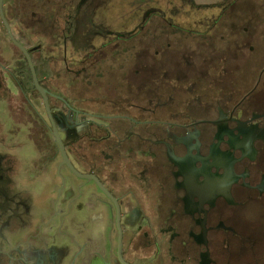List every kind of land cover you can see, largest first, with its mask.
<instances>
[{
  "label": "rangeland",
  "instance_id": "374dc122",
  "mask_svg": "<svg viewBox=\"0 0 264 264\" xmlns=\"http://www.w3.org/2000/svg\"><path fill=\"white\" fill-rule=\"evenodd\" d=\"M82 1L81 4L80 0H9L7 2L4 0L6 16L12 25V31L15 35L26 37L25 40L31 48L35 47L33 52L36 61L47 60V54L51 57V67L55 65L53 68L57 66L60 68L58 75L60 79L54 74L50 77L53 78L52 81L47 82V75L44 76L46 86L48 84L53 89H61L64 94L70 92L71 96L75 97L77 106L83 109L87 105L91 110L95 108L108 114L124 116L128 114L139 120L146 119L145 125L138 126L127 120L114 121L108 116H105L106 119L94 116L93 119L86 121V129H79L81 132L89 130L95 138L110 135L107 130L98 127L107 124L120 127V132L116 129L119 138L124 135L128 127L132 131L139 129L144 135L156 136L157 133L166 132V128L169 127L165 125L167 122H159L160 118L167 114L166 107L165 111L158 108L164 104L174 108L184 103L186 104L184 108H191L190 113L193 116L198 119L203 118L207 90L204 86L208 67L200 70L197 66L194 67L193 63L199 61L200 65L203 64V61H200L203 50L198 55L193 47L189 46L188 37L182 34H177L175 40V37L172 39L173 36L170 35H158L154 27L139 31L137 25L139 22H135L134 19L140 20L155 15L161 10L164 14L171 11L183 16L186 13L197 12L203 13V16L215 14L219 6L195 8L185 0ZM198 1L207 3L213 0ZM249 5L253 6L251 1ZM197 9L200 11L198 12ZM69 20L77 21L78 33L75 42L71 44L78 48L77 51L81 48L78 52L73 47H64L62 40L59 41L57 38L60 34H65L66 26L70 25ZM152 23L154 25L155 21L153 20ZM92 28L94 31H99L98 39L95 41V46H101L98 53L91 49L90 38L95 35L91 33ZM82 32L87 33L82 41L84 43L77 42L81 39L79 36ZM247 36L250 35L246 34L244 37ZM46 37L47 40L44 39ZM46 41L47 46H45ZM163 41H170L173 44L177 42L178 46L172 45L163 49V46L160 47ZM257 42L260 44L259 41ZM262 42L264 46V35ZM215 43H221L219 36L211 38V47H215ZM38 44L45 46L42 52L37 50ZM14 45L9 42L6 33L0 27V48L4 58L10 57L17 49ZM241 52H243L242 62L254 63L257 57H264V54H257L258 50L249 52L242 49ZM64 59L68 71L61 64V60ZM1 60L0 97L5 91L19 96L18 88L6 70L5 61ZM212 61L214 65L223 62L221 54H212ZM24 62V57L20 56L14 64L21 66L20 64L23 65ZM108 66L111 67L110 76L105 70ZM161 67L166 74V80L160 76ZM241 72L243 73V69ZM97 78L99 80H96ZM172 78H179L180 82L187 81L192 85L187 87L183 83L174 84L170 80ZM162 84L163 87H158ZM219 88L220 91L222 88L228 89L221 86ZM157 89H162V92L158 93ZM85 97L87 101L84 104ZM212 99L215 100L216 97ZM35 100L44 111L42 99L35 97ZM2 102L6 104L4 98L0 99V104ZM53 103L60 105L57 100ZM214 104L217 105V102ZM1 110L2 105L0 106L2 116L0 118V264H105L103 258H106L108 264H119L113 258V254L103 251L105 243L102 242L108 241V222L105 216L97 214L96 204L87 201V193L97 191V185L93 181L91 184H86L90 179L74 174L68 166L61 167V158H58L59 161L56 158L59 154L57 145L54 146L53 151H50L47 144L46 148L39 150V156L24 160L22 155L27 152L28 146L23 153L21 149L23 144L13 143V135L8 133V124L4 119L6 112ZM170 120L169 122L176 124L186 119H182V116H171ZM74 128L78 130L73 127L69 132L70 135L74 133ZM49 133L53 138L52 131ZM109 139L113 142L115 135L111 134ZM30 142L33 143V140L30 139ZM106 142V139L93 141L84 134V137L74 140L75 148L70 147L69 150L73 152L80 165L86 166V169L91 168L94 163L95 168L100 172L103 165L104 169L100 173L108 179L110 176L108 164L113 161L109 153L112 152L113 146L110 147ZM32 147L29 145V153ZM75 152L80 153L82 158L79 159ZM114 161L120 162L119 166L123 165V160L119 157ZM6 165L13 167V170H5ZM123 170L124 168L112 169L109 178L112 179L113 184H108V179L107 186L116 197H120L124 210V196L130 187L124 179ZM71 185L75 191V198L71 204H65L63 193ZM60 188H63L62 193L59 191ZM152 200L155 202L157 199ZM83 203L84 205L81 206ZM262 205L264 204L250 203L247 211L245 208L241 213L238 209L228 212L226 216L230 217L229 225L237 229L224 233L219 231L217 238L213 236V242L211 241V246H208L213 259L217 258L223 264H264ZM61 210L64 211L63 215L59 214ZM59 231L61 235H57ZM225 237H227L226 244L222 243ZM92 247L99 248V254L94 259H90L89 255ZM136 252L141 255L149 251ZM161 255L165 256L163 252ZM156 256L158 257L157 254ZM156 256L150 260V264H163L157 262ZM168 262L173 263L170 259Z\"/></svg>",
  "mask_w": 264,
  "mask_h": 264
},
{
  "label": "crops",
  "instance_id": "0c3cea01",
  "mask_svg": "<svg viewBox=\"0 0 264 264\" xmlns=\"http://www.w3.org/2000/svg\"><path fill=\"white\" fill-rule=\"evenodd\" d=\"M194 1L204 6H219L218 12L203 16V13L197 12L180 16L171 11L164 14L161 10L155 15L140 20L134 19L139 22V31L154 27L158 35H170L173 36L172 39L177 34L188 37L189 46L193 47L198 55L203 50V57L200 58L203 64L193 61L194 67L197 66L200 70L208 67V72L204 86L207 87L204 99L206 109L202 119L193 116L190 113L191 108H184V103L174 108L165 104L158 107L162 111H165V107L168 109L167 114L160 120L157 119L160 123L167 122V131L157 133L155 143H152L149 139L151 137L146 134L147 139L144 140L138 157L137 153L133 158L132 154L131 157L128 156L126 150L123 165L119 166L120 164L114 161L110 166L111 170L124 168L123 177L129 183L130 190L124 196L128 202L123 218L129 238L133 231L141 227V223L147 225V229L165 228L163 224L167 214L173 216V223L177 224L174 226L176 229L201 230L209 226V220L206 218L208 214H225L218 218L220 225H223L230 218L226 215L233 209H238L241 213L245 208L247 211L250 203L264 204V57H257L254 63L241 61L242 49L249 52L258 50L257 54H264V0H213L207 3ZM250 1L253 6L249 5ZM80 2L83 3L82 0ZM68 22L70 25L66 26L65 34H60L57 38L62 40L64 47H73L78 52L81 48L77 51L78 48L71 44L75 42L78 33L77 21ZM91 33L95 34L90 38L91 49L98 53L101 46H95V41L99 31L93 30ZM246 34L250 36L244 37ZM86 35L87 33L82 32L79 36L81 39L77 42L84 41ZM216 36H219L221 43H215V47H211V38ZM44 39L47 40V37ZM257 41L260 44H257ZM172 45L178 46L177 42L173 44L163 41L160 47L163 46L164 49ZM43 46L38 44L37 50L42 52ZM217 53L221 54L223 62L214 65L212 54ZM105 70L110 76L111 67L108 66ZM160 76H163L164 80L167 79L162 67ZM170 80L174 84L183 83L187 87L192 85L187 81L180 82L179 78ZM163 84L158 87H163ZM219 86L228 89L222 88L220 91ZM157 92H162V89H157ZM213 97L216 99L213 100ZM214 102H217V105ZM171 116H182V119L186 120L174 124L169 122ZM23 139L25 141L13 139V143L23 144V153L26 146L27 152L29 145L33 146L30 153L22 155L23 159L29 160L39 156V149L26 138ZM51 146L50 144V151ZM135 160L138 163H135ZM23 165L27 166L26 163ZM109 183L113 184V181ZM60 190L62 193L63 188ZM86 196L88 202L96 204L97 214H103L108 222V241L102 242L105 243L103 251L113 254L116 260L113 207L99 189L87 193ZM62 198L63 203H72L75 198L73 185L65 190ZM153 198L157 200L153 202ZM63 213L61 210L59 214ZM157 213L158 216H154ZM144 215L146 218L143 220ZM175 215L177 217H174ZM57 235H61V231L57 232ZM98 249H90V259L99 254ZM103 259L104 263L108 264L106 258Z\"/></svg>",
  "mask_w": 264,
  "mask_h": 264
},
{
  "label": "flooded vegetation",
  "instance_id": "af4514ba",
  "mask_svg": "<svg viewBox=\"0 0 264 264\" xmlns=\"http://www.w3.org/2000/svg\"><path fill=\"white\" fill-rule=\"evenodd\" d=\"M84 62V60L82 61ZM96 80H99L98 78ZM66 96H68V98H71V95L66 94ZM66 98V100L68 101V103H71V101H69V99ZM70 99V100H71ZM58 102H60V106L61 109L63 108V110H61L60 113V122L62 124V127H59V131L60 134L62 136V139L65 143L67 152L69 154V157L71 158V160L73 161V163L75 164V166L82 172L85 173H93L95 175H97L99 177V179L102 181V183L109 189V191L116 197L115 193L111 190V188H109L107 186V182L108 179L109 181H111L112 179L109 178L111 176V169L110 166L112 163H114V160L119 157L120 159L123 160L126 150L127 155L131 157L132 154V158L134 157V154L137 153V157L139 156V152L141 150V148L143 147V142L144 140H146L147 138L145 137V135L141 132V130H130L129 127L128 129H126V132L124 131V135L121 136L122 137H118V135L116 134L117 131L116 129L120 132V127L119 126H112V125H107V124H102L101 126L99 125L98 127L100 128H104V130H107L108 134L110 135H106V136H101L99 138H95L92 135V132H90L89 130H84L83 132H81L79 129L80 128H87V120H90L91 118L93 119V117H100L103 119H106L105 116H108L110 120L114 119L115 120H120V121H125L127 120L130 123H135L136 125L140 126V125H145L146 124V119L145 120H139L137 118L131 117L128 114L124 115H120V114H108L106 112L103 111H99L96 110L95 108L91 109H83V108H79V107H74L72 106V104L68 107L67 105L64 104V102L62 100H57ZM66 101V102H67ZM87 99L85 97L84 99V104L86 103ZM50 103V101H49ZM91 111V112H89ZM81 115L82 117V122L75 125V118ZM49 116V115H48ZM54 116V114H53ZM91 116V117H90ZM54 119L56 121V117L54 116ZM51 121V120H50ZM57 123V121H56ZM92 122H90L91 124ZM101 123V122H100ZM52 125V123H51ZM58 125V124H57ZM73 127H76L78 130H75L74 128V133L73 134H69V132L71 131V129H73ZM52 131L53 133V127H52ZM72 133V132H71ZM84 134L87 136V138H90L91 140H96V141H101L102 139H106V143L109 144V146H113L112 148V152L109 153V157L113 159V161L109 162V169H110V176L108 177V179H105V177H103L101 175L100 172H102V169H104V166L101 165V169L100 172H98L97 168H95V164L93 163V166L91 168H85L86 166L83 167V165H80V163H78L77 159L75 158L73 152H71L69 149L70 147L75 148L74 146V140L77 139L78 137H84ZM111 134L115 135V139H113V142H110L109 139ZM52 136V135H51ZM152 140V143H155V137L156 136H150ZM53 139L54 142L55 138H54V134H53ZM112 141V140H111ZM57 144V143H56ZM58 146V144H57ZM49 147V146H48ZM58 150H59V154L56 156V158H61L60 161H62V156H61V152L58 146ZM76 150V149H75ZM74 151V150H73ZM76 153V152H75ZM76 155L78 156V158H82L80 153H76ZM74 156V158H73ZM136 157V158H137ZM75 159V160H74ZM116 162V161H115ZM135 163L136 162L135 160ZM119 164H121L119 162ZM60 166H67V165H61ZM138 168V167H137ZM5 170L8 171H12L13 167H10L8 165H6ZM111 179V180H110ZM93 181L98 189L104 194V196L108 199V201L111 203L112 207H113V211H114V225H115V232H116V246L114 249V253H115V258L116 261L119 264H122L119 257H118V237H119V230L116 224V206L114 204V202L100 189L99 185L94 181L90 179V182ZM108 184H110L108 182ZM61 191V190H60ZM118 199V202L120 204L121 207V213H122V228H123V255L124 258L130 263V264H150V260L154 259V257L156 256V254L158 255V257L156 256L157 262H161L163 264H169L168 259L171 260V264H187V263H193V264H223L220 263L219 259L217 258H212V255L210 254L211 249L208 248V246H211V241L213 242V236L214 238L218 237V232L220 231V233H224L227 231H234L233 229H235L234 227H232V225H229V220L227 219V223L220 225L221 222H219L220 219H218L219 217H222L223 215H220L221 213H211L206 215L207 220H209V222L207 221V225L209 223V226L207 229H195V230H188V229H176L174 228V226H177V224L173 223V216L172 215H165L166 221H165V228H161L159 230H152V229H147L146 226L144 225V223H141V227L135 231H133L132 236L129 238L127 235V228L125 226V223L123 221V218L126 214V202L127 198H124V210H123V206H122V202L120 200V197H116ZM158 214V213H157ZM160 216V215H159ZM162 216V214H161ZM174 217H177L176 215ZM144 218H146V215H144ZM167 218H170L167 220ZM218 221V222H217ZM157 225V224H156ZM146 229V230H145ZM166 239V240H165ZM227 241V237L224 238V241H222V243L226 244L225 242ZM203 242V243H201ZM215 245V244H214ZM134 246V249H132V247ZM164 246V249H163ZM217 247V245H215ZM140 251V250H148L149 252L147 254H136V251ZM209 251V253H208ZM162 252L165 254L164 257H162ZM139 262V263H137Z\"/></svg>",
  "mask_w": 264,
  "mask_h": 264
},
{
  "label": "trees",
  "instance_id": "16d2710c",
  "mask_svg": "<svg viewBox=\"0 0 264 264\" xmlns=\"http://www.w3.org/2000/svg\"><path fill=\"white\" fill-rule=\"evenodd\" d=\"M9 0H5V2H7ZM187 1V0H185ZM189 4H191L192 6H194L195 8H201L204 5L198 4L196 3L194 0H188ZM6 5L4 6V11H5V15H6ZM7 18V16H6ZM8 20V19H7ZM9 21V20H8ZM10 23V21H9ZM11 24V23H10ZM0 27L3 28L4 32L6 33L7 39L9 40L10 43H13V41L11 40V38L8 35L7 29L0 17ZM12 27V25H11ZM13 30V28H12ZM14 33V31H13ZM15 35V33H14ZM15 37L17 38V40L19 42H21L31 53L32 58H33V62L35 65V69L38 75V79L39 82L42 86L46 87L49 93V101H50V107L52 110V113L54 114V116L57 118V124L59 127H62V124L60 122V113L61 110H63V108L61 109V106H57L53 103L54 100H62L64 102L65 105H67L68 107L72 104V106L74 107H79L77 106V104L75 103V97H73V95L71 96V98H68V96H66V94H64L61 89H56L53 87H51L50 85L47 84V86L44 84V76L47 75V82H51L54 76H58L60 74V68L57 66V68H53V62H52V67H51V57L49 55H47V60H37L34 58V48H31L28 44V42L25 40L26 37L24 38V36H18L17 34L15 35ZM17 49L15 51L12 52V54L10 55V57H3L2 56V49L0 48V66L1 64V59H3L6 65V70L8 72V75L10 76V78L12 79V81L14 82V84L17 86L18 90H19V96H14L11 95L8 92H4L3 96L0 97V99L3 100V98L6 101V104H4L3 102L0 104V106L2 105V110L6 112L4 119L7 121V131L10 135H13L12 138L13 139H21L24 140L23 138H26V140L30 141V139L33 140V144L35 145L36 148H38L39 150L41 148H46L47 144L48 146H50V144L52 145L51 151H53V148L56 144V142H54V139L52 138V136L50 135L49 131L52 130V125H51V121L50 118L48 116V113L46 111V109L44 111L41 110L40 106L38 105L37 101L35 100V97H40V99H42L43 101V97L40 93V91L37 89L35 83H34V79H33V75H32V71L31 68L29 66V63L25 57V55L23 54V52L19 49V47H17L16 45H14ZM24 57V63L23 65L20 64L19 65H15L14 62H16V60H18V58ZM58 56L60 57L59 53ZM40 57V56H39ZM63 57V56H62ZM56 58L57 55H56ZM61 64L62 66L65 68L66 67V60H61ZM66 71L67 68H65ZM65 72V70H63ZM58 78L60 79L61 77L58 76ZM70 93V92H69ZM66 98L69 99V101H71V103H68V101L66 100ZM71 99V100H70ZM67 101V102H66ZM44 103V101H43ZM45 107V105H44ZM87 107V108H86ZM86 109H90L87 105H86ZM80 108V107H79ZM82 116L78 115L75 118V122L74 124L77 125L79 123L82 122ZM0 118H2L1 113H0ZM33 138H32V137ZM90 138V136H89ZM25 141V140H24ZM40 141V142H39ZM45 146V147H44Z\"/></svg>",
  "mask_w": 264,
  "mask_h": 264
},
{
  "label": "water",
  "instance_id": "95a60500",
  "mask_svg": "<svg viewBox=\"0 0 264 264\" xmlns=\"http://www.w3.org/2000/svg\"><path fill=\"white\" fill-rule=\"evenodd\" d=\"M0 17L7 29L8 35L11 38V40L13 41V43L19 47V49L23 52V54L25 55L29 66L31 68L32 71V75H33V79H34V83L37 87V89L40 91L42 97H43V101H44V105H45V109L49 115V118L51 120L52 123V127H53V134H54V138L56 143L59 146L60 152H61V156H62V161H61V165H67L71 171L83 178H88L91 180H94L100 187V189L114 202L115 206H116V224L119 230V237H118V257L121 261L122 264H130L123 255V228H122V213H121V207L120 204L118 202V199L109 191V189L102 183V181L99 179V177L93 173H85L80 171L75 164L73 163V161L71 160V158L69 157V154L67 152L65 143L62 139V136L60 134L58 125L54 119L51 107H50V103H49V93L46 87L42 86L39 82L38 79V75L35 69V65L33 62V58L31 53L29 52V50L21 43L17 40V38L15 37L11 25L9 23V21L6 18L5 15V11H4V0H0Z\"/></svg>",
  "mask_w": 264,
  "mask_h": 264
}]
</instances>
